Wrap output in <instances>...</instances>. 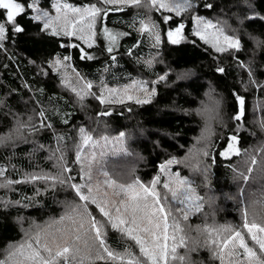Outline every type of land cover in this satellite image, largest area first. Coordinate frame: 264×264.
<instances>
[{"label": "trees", "instance_id": "trees-1", "mask_svg": "<svg viewBox=\"0 0 264 264\" xmlns=\"http://www.w3.org/2000/svg\"><path fill=\"white\" fill-rule=\"evenodd\" d=\"M18 2L26 5L32 0ZM65 3L83 8L95 4L96 0H38L37 7L55 19L57 15L63 17L64 12L57 14L54 5ZM161 11L134 6L122 11L110 9L97 28L106 27L118 34L116 43L111 45V54L107 51L109 41L102 35L94 39L92 47L75 36L52 35V27L59 28L62 19L44 30L42 20L31 18L35 13L18 17L24 31L15 35L9 32L11 38L0 47V135L13 132L20 122L40 125L38 114L41 111L45 114L44 123L50 127H41L35 133L25 129L12 142L0 144V166L10 179L23 181L31 175L57 174L60 170L57 157L62 155L63 163L72 169L75 182L83 183L81 165L76 157L81 144L79 129L83 128L93 137L86 151L81 152V158L91 159L90 154L95 153L92 183L99 184V191L94 189V194L98 201L115 202L118 197L113 193L118 187L108 188L103 183L106 177L97 169L107 172V178L114 180L116 185L134 184L136 180L150 185L157 175L166 178L160 173L161 164L173 158L182 161L171 165L169 171L179 173L193 184L197 194L204 197V207L184 222L188 247L196 250L188 252L186 248H179L177 251L187 254L192 264H220L204 246L206 236L195 230L197 226H232L244 231L245 212L249 222L255 220L264 224V199L259 195L264 180L245 183L239 176L240 172L247 174V166L242 163L243 154L264 150V127H261L264 124V89L256 86L264 85V0H193V9L180 16L165 11V15L173 17L169 21L173 28L180 23L185 25V39L178 44L167 41L165 33L169 24L163 23ZM0 15L6 16V11L0 10ZM68 15L75 14L69 11ZM252 15L256 18H247ZM193 16L223 24L226 34L241 40L240 50L218 53L204 44L192 35L196 28ZM141 19L146 24L152 21L159 25L161 43L158 46H153L154 39L147 32H140ZM211 31L214 30L209 29ZM61 44L78 47L65 48ZM85 53L94 59H81ZM65 56H70L71 60L64 61ZM57 59L62 61L61 66L58 69L49 67ZM149 59L151 66L145 62ZM64 64L70 66L65 68ZM220 68L224 71H219ZM185 72L188 75L177 78ZM76 73L82 77L80 83H77ZM160 76L166 78L159 80ZM84 81L91 82L93 88L85 90ZM133 81H145L155 87V95L149 103H136L135 98L143 99L145 94L132 90L128 93L133 96L132 100L125 95L123 103L108 102L109 89H122ZM210 88L220 99L223 122L213 123L214 135L208 145L210 155L204 157L194 152L190 156L194 146L204 147L196 145L205 123L197 109ZM78 93L84 98L80 99ZM101 93L104 104L100 102ZM237 95L246 102L245 116L240 122L234 119L239 111ZM105 111L110 114L101 115ZM121 132L125 133L123 143L117 141ZM232 134L238 137L237 147L242 155L225 160L218 153L226 147V138ZM104 136L108 137L107 143ZM58 137L62 138L59 144ZM213 157L216 164L210 167L211 183L206 187L204 177L196 168L200 161L210 164ZM14 188V191L0 189V198L11 202L7 206L0 204V259H4L13 246L22 243L26 233L34 236L36 226L47 227L52 220L70 212V206L83 203L66 185L52 187L44 180L18 183ZM88 211L101 218L96 204H90ZM79 222L80 215L74 214L52 225L41 239L50 240L54 235L58 240L61 236L71 240ZM93 235L85 225L82 238L75 245L81 250L80 257L91 255L94 258L96 248L92 247L89 252L94 244ZM105 239L107 246L118 254L124 255L130 248L139 255L134 242L117 230L109 228ZM256 250L258 252V248ZM227 259L225 257V264ZM83 264L120 262L84 259Z\"/></svg>", "mask_w": 264, "mask_h": 264}, {"label": "snow or ice", "instance_id": "snow-or-ice-1", "mask_svg": "<svg viewBox=\"0 0 264 264\" xmlns=\"http://www.w3.org/2000/svg\"><path fill=\"white\" fill-rule=\"evenodd\" d=\"M38 0H32L26 5L18 2V0H0V10L6 11V16L0 15V47L4 46V42L11 37L8 35L19 34L24 31L23 27L19 25L18 17L21 15H29L35 13L31 18L34 20L43 21V29L48 30L55 24H59L61 19L63 24L59 28L52 27V35H63L72 37L75 36L78 40L83 41L88 47H92L94 39L98 35L106 37L110 46L107 51L111 54L113 47L117 41L118 34L111 33L106 27L102 29L97 28L98 23H102L108 16L109 10L122 11L127 6L144 7L149 11H161L163 23L169 24L173 19L170 15H165L164 12L172 13L180 16L181 13L193 9V0H96L95 4L85 6L83 8H74L68 4L54 5L55 11L59 14L64 12L63 17L57 15L55 19L51 18L49 13L41 11L37 7ZM211 7V5H206ZM71 11L75 15L70 17L68 12ZM248 19H255V15L247 17ZM192 20L196 24L192 35L198 37L204 44L209 45L218 53L230 50L239 51L241 48V40L225 32L223 24L217 22L204 20L201 17L193 16ZM242 22V21H241ZM226 23V22H225ZM140 32L147 34L154 39L153 46H158L161 43V33L158 31L159 25L155 22L149 21L147 24L143 19L140 21ZM202 26V27H201ZM209 29L214 31L209 32ZM185 25L178 24L174 28L169 24L168 30L165 33L167 41L170 44L180 43L184 37ZM260 41H257L259 44ZM61 47H78V45L61 44ZM83 51V49H82ZM81 59H94V57L86 53L81 56ZM115 60V56H112ZM64 61H70V56H65ZM149 66L152 60L145 61ZM62 61L57 59L49 65V67L58 69ZM65 68L70 64H64ZM241 67L246 65L241 64ZM223 72V68L218 69ZM75 72V69H73ZM251 75V69H249ZM188 73H180L178 79L183 78ZM77 83H80L82 77L76 73ZM165 76H160L159 80H164ZM158 82V81H157ZM250 84L256 83L249 81ZM103 86V84H102ZM258 88L264 89V85L256 84ZM83 88L90 90L93 88L91 82L84 81ZM75 90V86H73ZM132 91L144 93L143 99L136 97V103L146 104L155 95L156 89L145 81H133L130 85L122 89H109L110 99L109 103H123L124 97L132 100L133 96L128 95ZM79 95L83 99V95ZM100 102L105 103L103 93L100 95ZM236 100L239 104V111L234 115V119L240 122L245 116V100L243 97L237 95ZM205 123L200 137L197 138L196 145H204L202 148L196 146L190 151L191 156L194 152H199L204 157L210 155L208 145L214 135L213 123H222V114L220 111V99L215 94L214 89H209L205 94V99L201 102V106L197 109ZM110 113L105 111L101 115L107 116ZM41 118L40 125L32 124L31 121L24 123L20 122L18 126L8 135H0V144L12 142L22 134L23 130L29 133H35L41 127H50L44 123V112L38 114ZM264 127V124L261 125ZM81 133V144L77 148L76 157L77 163L81 165L82 175L80 179L83 183H76L75 177L71 175L72 169L63 163V156L57 157L59 161V172L55 175H31L26 180H12L6 174L5 169L0 166V189L7 191H14V185L22 182H30L37 180H44L50 182L52 187L57 184L66 185L70 190L74 191L78 200L83 203H78L70 206V212L65 216H61L58 220L54 219L47 225V227L36 226L35 235L26 233V239L15 246H13L4 259H0V264H77V258L80 257V248L76 247V242L82 238V230L87 225V231L93 235V246L89 247V252L92 247L96 248L94 258L80 257L79 264H83L84 259L95 260H111L113 262L119 261L120 264H192L187 254L181 255L178 253L179 248H186L188 252L195 251V248H189L187 243V234L185 231V223L189 221L191 215L199 213L204 207V197L197 194L196 188L193 184L185 178H181L179 173H171L170 166L173 164L183 163L177 159H169L166 163L160 165V173L165 176L162 179L161 175L154 177L150 185H145L140 180H136L134 184L116 185L112 179H108L107 172L97 169L106 179L103 183L108 188H117L113 195L118 197L115 202L98 201L95 191H99V184L94 185L93 181V167L92 161L96 159L95 153L90 154L91 159H82L81 152L86 151L87 146L93 137L85 132L83 128L79 129ZM125 133L121 132L117 137V141L123 143ZM62 138L58 137L57 143ZM105 142H108V137L104 136ZM239 143L236 134L227 136L226 147L219 151L218 155L225 160H230L233 156H241V149L237 147ZM55 155V154H54ZM245 159L242 163L245 164L246 172H240L239 176L245 183L250 180H264V150L257 154H243ZM216 164V159L213 157L210 164H203V161L198 162L196 170L204 177L205 186L211 183L210 167ZM203 165V166H201ZM235 172L236 169L233 168ZM69 173V175H65ZM255 173V175H253ZM244 189H241L243 195ZM256 196V193H252ZM260 197L264 199V184H261ZM9 201L0 198V204L7 206ZM15 203H19L16 201ZM209 203L211 199L209 198ZM90 204H96L100 219L92 215L88 209ZM193 209L195 211H193ZM74 214L80 215V222L78 227L73 229L75 236L73 239L61 236L59 240L53 235L51 239H44L42 241V234L47 235L48 229L54 224H59L66 218H71ZM244 231L238 230L232 226L210 227L204 225L197 226L196 231L199 234L206 236L204 246L212 253L214 259L220 261V264H225V257H227V264H264V224H259L255 220L249 222L248 214H244ZM111 228L121 233L123 237L134 242L139 249V255H136L129 249L125 250V254L121 255L112 251L106 243L105 236L107 230ZM63 242L60 243L59 241ZM250 242V243H249ZM258 248V252L257 249Z\"/></svg>", "mask_w": 264, "mask_h": 264}]
</instances>
